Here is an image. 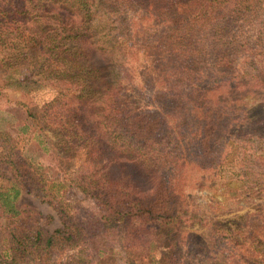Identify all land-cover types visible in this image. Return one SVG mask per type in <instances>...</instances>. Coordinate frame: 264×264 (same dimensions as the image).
I'll return each mask as SVG.
<instances>
[{
    "label": "trees",
    "instance_id": "1",
    "mask_svg": "<svg viewBox=\"0 0 264 264\" xmlns=\"http://www.w3.org/2000/svg\"><path fill=\"white\" fill-rule=\"evenodd\" d=\"M234 2L0 0V42L16 43V64L33 73L23 81L60 90L59 98L45 104L44 111L34 107L28 110V106L19 104L34 123L48 121L47 109L55 103L69 115L71 121L66 124L70 127L63 126L58 133L62 138L58 144L65 147H57L73 154L86 150L85 166L90 173L75 179V186L93 194L107 208L108 225L113 231L118 228L119 238L129 235L122 244L129 264L141 262L132 260L135 249L149 252L144 257L147 264H181V259L169 256V251L178 252L179 247L173 243L168 222L181 218L176 177L195 164L185 156L206 161L212 168H220L227 160L222 149L231 147L225 130L232 106L217 92L225 85L240 82L233 78L223 81V85L213 80L214 75H190L197 68L189 66L205 64L208 57L228 51L232 40L249 47L247 39L227 29L228 24L257 15L258 24L264 26L262 0H238V5ZM24 38H28L27 44ZM149 44L153 47L138 53ZM257 56L253 65L261 63L262 69L255 74L254 84L264 87V57L262 60ZM158 60H174L180 75H157L159 80H154L151 68ZM222 65L231 66L229 62ZM148 85L152 86L147 88L150 91L145 88ZM38 127L42 150L57 153L55 145L53 149L46 145L48 126L44 123ZM193 129L189 142H184L183 131ZM222 143V153H217ZM0 148L7 153L6 163L14 166L12 175L29 192L51 197L43 188L41 175L27 167L31 165L21 153L14 159V147L1 134ZM14 188L0 195V204L1 209L19 218L17 202L22 191ZM123 223L127 229L121 227ZM130 224L136 228L129 229ZM80 231L83 227L76 232L66 223L64 229L45 238L40 230L35 244L50 248L56 243L76 246L83 238ZM93 238H100V228ZM84 244L91 246L92 242ZM107 249L99 248L94 261L102 260ZM80 250L75 249L78 253Z\"/></svg>",
    "mask_w": 264,
    "mask_h": 264
},
{
    "label": "rangeland",
    "instance_id": "2",
    "mask_svg": "<svg viewBox=\"0 0 264 264\" xmlns=\"http://www.w3.org/2000/svg\"><path fill=\"white\" fill-rule=\"evenodd\" d=\"M234 3L237 4L238 0ZM249 18L245 22H232L227 27L229 31L234 29L237 37L240 35L247 39L249 47L232 40L228 51L208 57L206 63L201 64L203 66H189L197 68L190 75H214L213 80L222 84L234 78L240 83L225 85L217 92L232 106L228 111L229 126L225 130L231 147L223 151L222 143L217 148V153L223 152L224 159L227 158L224 164L220 168H212L206 161L187 158V149L183 150L187 161L195 164L187 166L181 171L182 175L180 172L176 177L177 211L181 218L168 222L173 243L179 247L178 252L169 251V256L181 259V264H264V87L254 84L255 74L262 67L261 63L253 65L252 62L256 54L263 60L264 26L258 24L259 16ZM25 39L28 38H24L27 44ZM147 47L153 46L145 45L138 53ZM15 52L16 43L0 42V134L14 147V159L21 153L31 165L27 167L41 175L43 188L51 197L43 198L34 191L29 192V188L12 175L14 166L6 163L4 157L7 153L0 148V195L14 191V187L22 191L17 202L21 212L19 218L1 209L0 204L2 264H129L122 251V244L128 241L129 235L119 238L118 228L113 231L108 225L107 208L98 203L93 194L82 192L75 186V179L90 173L85 166L86 150L81 149L74 154L60 150L65 144H58L62 139L58 133L63 126L70 127L66 124L71 121L69 115L55 103L47 109L50 112L46 118L48 121L34 123L19 104L28 106V110L34 107L44 111L45 104H53L59 98L60 90L23 81L25 76L33 73L16 64ZM227 62L231 66L222 65ZM151 69L154 80H159L157 75H180L174 60H158ZM243 72L248 75H243ZM227 73L234 75H223ZM44 123L48 126L45 132L49 135L46 145L48 148L55 145L57 153L52 150L45 153L43 145L39 144L38 125ZM183 133L187 143L195 130ZM66 223L76 232L83 227L84 231H80L83 238L76 246L56 243L50 248L38 241L35 244L38 231L41 230L47 238L64 229ZM130 225L129 229L136 228V225ZM121 227L127 229L125 223ZM99 228L100 238L94 239V231ZM85 241L92 242V245L86 246ZM101 247L110 250L104 252L102 260L94 261ZM76 248L81 249L79 253ZM140 251L133 250L132 260L147 264L144 257L149 252Z\"/></svg>",
    "mask_w": 264,
    "mask_h": 264
}]
</instances>
